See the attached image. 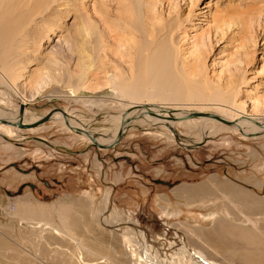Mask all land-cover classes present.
Masks as SVG:
<instances>
[{
	"label": "rangeland",
	"instance_id": "374dc122",
	"mask_svg": "<svg viewBox=\"0 0 264 264\" xmlns=\"http://www.w3.org/2000/svg\"><path fill=\"white\" fill-rule=\"evenodd\" d=\"M1 1L0 15L6 18L0 23V75L6 74L3 66L21 71L12 90L0 80V107L7 111L27 109V119L33 120L63 110L89 131L111 136L120 116L138 103L122 100L121 92L109 83L111 75L144 86L154 81L167 88L180 84L166 53L154 50L148 58L146 53L140 57L130 32L99 22L104 48L92 44L88 33L97 11H105L103 0ZM155 3L152 15L182 20L175 31L180 66L193 82L192 90L211 96L203 101L206 104L188 101L191 113L224 119L232 114L264 117V0ZM117 8V2L110 1L108 10L115 14ZM164 102L179 107L182 101L150 103ZM217 103H233L229 105L233 109L223 111ZM128 123L111 149L50 120L38 128L19 127L13 131L17 137H0V264H65V258L82 252L75 238L70 242L71 237H63L65 243L59 238L58 244L52 240L58 237L47 226L60 228L65 236L69 232L57 214L62 205L89 227L100 225L107 239L112 231L133 245L136 242L142 251L149 250V258L173 264L175 257L185 261L187 257V264H193L190 257L199 251L178 224L210 228L217 210L241 222L227 214L236 186L254 192L264 204V134L245 136L220 122L204 126L200 118L191 124L174 119L165 129L141 117ZM214 175L221 179L220 185L229 186V195L209 189ZM184 193L194 198H185ZM17 201L45 208L19 212ZM111 217L117 223H111ZM80 226L76 238H91L92 229Z\"/></svg>",
	"mask_w": 264,
	"mask_h": 264
},
{
	"label": "bare ground",
	"instance_id": "6f19581e",
	"mask_svg": "<svg viewBox=\"0 0 264 264\" xmlns=\"http://www.w3.org/2000/svg\"><path fill=\"white\" fill-rule=\"evenodd\" d=\"M57 1L58 0H51L50 3H54ZM110 1L114 0H103V9H105V11H97V14L99 13L98 17H94L92 31L88 33L91 37L92 44L101 50H103L104 48V39L101 28L99 26V22H102L103 24H105V26L112 25L114 26V29L119 32H130L134 35L132 43H134L138 50H140L138 51V53H146L145 55H140V57H143L144 55V58H148L151 55V52L154 50H157L159 52L164 51L166 53L165 59H168V64L173 66L176 75L180 79V84L174 85L171 83L172 86L167 88L162 81H154V83H151L150 86H144L142 84H139L137 81H127L123 83L120 78L111 75L109 83L121 92L123 96L122 100L125 103H129V101H133V99L137 100L138 102L137 104L134 103L136 105L132 107L130 106V111H127L120 116V119L118 121V128L111 136L105 135L106 133L98 134L89 131L81 123H79L78 120L71 118L69 114H64L59 110V114L50 112L52 113L50 121L60 122L70 132L79 134L82 139H87L89 142L93 143L97 142L98 144H101L103 146L113 145L111 143L118 137L114 142L115 144L120 138L121 133L124 134L126 127L129 126L128 120L135 117H141L148 123H151L152 125H160L164 127V129L172 124L174 119H179L180 122L186 121L191 124L192 121L200 118V124H204V126L209 122H220L230 130L240 131L245 136H257L264 134V117L256 118L254 116L232 114L230 118H225V120L228 121V123H225L209 115L210 113H191V111L187 107L188 101H195L194 103H196V100H198L204 103L205 100H211V96L207 95L202 90H192L190 86H193V82L187 77L184 68L180 66V56H178V51L175 47V31L179 30L180 26L182 25V20H180L179 18H167L166 20H162L163 17L159 18V16L152 15V7H154V4H156L155 0H115L117 2V5L119 6L115 14L108 10V4L110 3ZM146 4L148 6H146ZM1 6H3L2 3ZM4 18H6L4 15H0V23L4 21ZM174 20L176 21L175 25ZM86 30V32H88V29ZM140 44H143L144 47H141ZM2 69H4L6 74H1L0 80H2L3 83L12 90L14 87V80L17 74L21 76V71L19 72L13 67L7 68V66H3ZM42 87L43 86L41 83L37 89L38 93L41 92ZM216 98H218V96ZM159 99L179 100L182 102H179V107H169L165 105V102L158 104L150 103L153 101H158ZM229 105H233V103L220 104L219 108L227 112V110H230V108L233 109V106L231 107ZM190 113L191 115L189 117L195 119L188 118V114ZM27 114V109H25L24 111H7L4 108L0 107V137H17V134L13 133V131H20L19 123L30 126L42 119V116L36 115L33 120H28ZM193 114H207L208 116H193ZM240 118L243 119L240 120ZM193 124L195 123L193 122ZM33 128L35 127H32L31 129ZM119 140H121V138ZM220 180L221 179L217 175H214L209 180V189H215L218 192H221L223 196H225L226 194L231 192V189L229 188L230 190L228 189V191L226 188L229 186L225 187L224 185H220ZM226 182L225 185H232V183L228 181ZM234 188L236 189V191L234 193H230L231 200L228 203L229 209L227 211V214L236 215L237 217H239V219H241V222H238L236 220L233 221L231 220V218H228V216L223 215L220 210H217L215 211V214H218L214 220L215 223L210 228L190 225L189 222L178 224V227L187 234L191 245H193V247H195V249L199 251V253H193L194 255H191L192 257H190V259L193 260V264H264V217H254L256 215H264V204L259 202V199H257V195L254 192L248 191L244 188H237V186ZM194 191L196 190L192 189V194H195ZM190 194L191 193H184V197L193 199L194 196H191ZM108 198L109 193H107L106 195L105 203H107ZM241 203L248 205L249 207H251V209L244 208L242 205H240ZM32 204L30 203V201L29 203H27V201H17L16 209L19 212H23V209L26 207L45 208V206L41 205L40 203L39 205ZM65 206L66 205H62L61 208L57 210V214L62 219L64 218V225L69 230L67 235L65 236L62 233V230L58 227H54L52 225L47 226L48 228H51V231H53L55 236L58 237L53 239L51 238L56 244H58L57 240L59 238L62 240L61 242L65 243L63 241V237H66V239L68 237H71L70 242L73 241V238L79 240L78 243L82 252L80 250L76 252L77 254L74 252L75 258H65V264H168L167 262L164 263V261L159 257L149 258L146 254L149 253V250L142 251L139 247H136V242L133 245L127 240H123L121 237L114 235L115 232L108 231L107 233L112 235L107 239V237H105L106 233L100 231V225L96 224L92 227L90 225L89 227L87 223L80 222L82 220L78 221L76 219L77 216L74 218L72 216L73 213H71V211L68 210V208H66ZM49 208L51 209V207ZM165 208L167 209V207ZM6 210H8V208H6ZM50 211L52 212V210ZM256 211L259 212L256 213ZM20 215L23 214L20 213ZM110 222L113 224L117 223V221L113 217L110 218ZM80 224H82V227L84 226L86 230L88 229V231H90L89 228L92 229L91 231L93 233H90L91 238H87L90 241H88L87 239H79V237L76 238V235L78 234L77 231L81 227ZM99 233L102 234L101 237L98 236ZM85 247H87V249ZM103 247H105L106 250ZM63 249L64 251L67 250L64 247ZM83 250L85 252H83ZM65 253L68 252H64V254ZM13 258L15 257H12V259ZM206 258L209 259V261H207ZM174 259L175 261L172 262L173 264H187L188 262L187 257L186 261L184 258L179 257H175ZM17 261H21L22 263H24L19 259Z\"/></svg>",
	"mask_w": 264,
	"mask_h": 264
},
{
	"label": "water",
	"instance_id": "95a60500",
	"mask_svg": "<svg viewBox=\"0 0 264 264\" xmlns=\"http://www.w3.org/2000/svg\"><path fill=\"white\" fill-rule=\"evenodd\" d=\"M61 111H62L64 114H66L63 110H61ZM202 115H207V114H193V116H202ZM209 115H211V116L217 118L218 120H220V121H222V122L228 123V121H226L225 119H223V118H221V117H219V116H217V115H214V114H209ZM51 116H52V113H49V114H47L46 116L42 117L41 120L35 122L34 124L30 125L29 127H36V126H38V125H40V124H42V123H45V122H47V121L50 120ZM207 116H208V115H207ZM19 126H20V127H25V126H27V125L22 124V123H21V124L19 123ZM122 136H123V134L121 133L120 138H122ZM120 138H119V139H120ZM119 139H118V141H117L115 144H113V145H109V146H103V145H101V144H98L97 142H94V143H95L98 147H100V148L111 149V148H114V147L120 142Z\"/></svg>",
	"mask_w": 264,
	"mask_h": 264
}]
</instances>
